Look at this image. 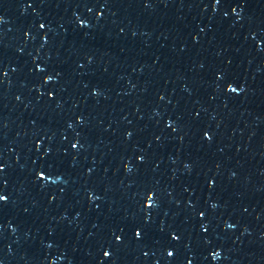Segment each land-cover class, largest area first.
<instances>
[{"label":"snow or ice","instance_id":"obj_1","mask_svg":"<svg viewBox=\"0 0 264 264\" xmlns=\"http://www.w3.org/2000/svg\"><path fill=\"white\" fill-rule=\"evenodd\" d=\"M171 255V253H169ZM105 255H107V253H105Z\"/></svg>","mask_w":264,"mask_h":264}]
</instances>
